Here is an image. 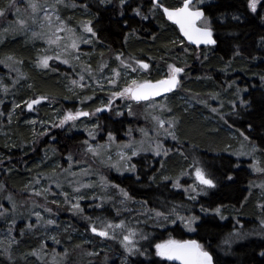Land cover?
<instances>
[{
    "label": "trees",
    "instance_id": "1",
    "mask_svg": "<svg viewBox=\"0 0 264 264\" xmlns=\"http://www.w3.org/2000/svg\"><path fill=\"white\" fill-rule=\"evenodd\" d=\"M138 4L131 3V7L126 8L125 14L120 15L121 9L118 6H99L98 3L89 4L91 6V16L95 28L98 30L99 43L105 49L113 52L131 53L139 59H147L148 56H153V60L161 59L172 49L174 38L180 37V34L175 26L169 24L163 17L160 10L153 17L142 20L140 17L132 15L133 7L142 6L144 14L151 5L150 0H138ZM166 7L180 6L179 0H163ZM218 5V8L212 10L217 16L224 14L227 16L225 27L218 28V44L210 49V54L207 59L204 55L194 54L193 56H182V59L187 62L189 77L192 74L198 76L195 81H188L186 86L197 94H201L207 88V84L212 83L217 88V93H222L224 88L229 87L232 82L233 88L237 90L247 89V92L242 93V98L252 102L251 106L245 110L239 107L238 112L232 113L225 117L227 123H224L220 117L212 119L209 114L204 115L205 110L196 106L190 109H182L176 104L175 100L171 101V107L175 112V116L180 120L177 134L179 135L183 148L182 150L189 155L188 159L181 156L176 151L175 141L170 143L167 141L166 147L171 149L167 158H155L151 155H139L138 158H133L132 162L137 165V173L141 175V181L135 180L134 174L124 176L114 175L110 173L116 184L127 190L133 197V200L144 202L146 204L135 208L130 212H126L124 219H127V214L135 213L130 217L134 225L142 228L144 232L150 234L149 241H144L143 245L147 247L149 255L137 256L130 258L133 264H173L168 261H163L159 257L154 256V244L157 240H163L169 237L177 239H186L193 237L205 244H211L212 249L217 252L223 261H235L236 264H260L261 258L258 255L261 244L264 240H249L243 246L237 245L234 248H241L240 251L231 255H225L220 252V247L224 239L230 232L235 230L234 223L239 220L244 225L255 219V197L248 196L246 186L253 179V175L249 173L244 161H240L231 155H228V146H234L236 139L231 136V132L225 131L224 127L228 124L241 137L240 133L250 136L252 141L264 147V81L260 80V75L264 74V49L259 47L260 38L264 35V23L257 19L253 14L247 11V0H212ZM146 10V11H145ZM258 11H260L258 9ZM233 15H240L243 18V23L235 26V22L231 21ZM260 15L264 17V11H260ZM237 33V35H230ZM155 37V39H153ZM181 39V37H180ZM239 47L242 49L240 56L234 54V50ZM174 51V49H172ZM13 52L20 56L25 64L33 57L32 49L21 41H6L0 45V54ZM193 51H196L193 49ZM160 52V53H159ZM200 59H197V56ZM192 58V59H191ZM57 72L50 73L48 71L28 70V83H24L21 90L22 94L18 96V101L22 103L23 98H35L37 95H46L57 102L64 103V89L62 82L58 78ZM156 73L148 75L147 79L156 80ZM200 78V79H199ZM30 85V86H29ZM232 90L228 92V97L232 96ZM173 96V95H172ZM21 106L18 108L19 114L27 113L26 108ZM44 109V102L39 109ZM184 110V111H182ZM123 113L125 112L122 111ZM21 116V114H20ZM139 118H129L127 114H123L118 118H113L111 114L99 117L98 122L101 129L99 138H103L107 131L114 133L117 138L125 130L130 122H136ZM17 122V123H16ZM16 123V124H15ZM6 137L0 135V170L7 169L0 174V185L3 188V193L0 194V205L5 204L8 196L12 197L18 204L30 202V196L26 191V184L37 171L36 166L42 162L43 151L47 148H52L55 152V158H59L60 162L64 161L65 155L73 153L74 158L81 154L79 150L83 146L84 139L81 134H77L66 127H49L47 135H34L32 138L27 137L24 133V126L19 125V120L15 121ZM253 125L251 131L248 125ZM41 133V132H40ZM35 141V144H33ZM193 145L197 147L193 148ZM196 155L204 164H212L216 170L215 174L218 178L224 176L225 173L233 175L234 181L223 180L217 195L214 197H198L196 201L188 200L187 193L183 189H175L172 187V180L180 175V171L191 169L192 155ZM163 160L164 167H160V161ZM240 167H236V164ZM46 168V166H42ZM156 176V182L150 180V176ZM163 176L171 177L172 180L165 181ZM187 182V183H185ZM191 182L189 176L181 179V183L187 187ZM212 203L215 207H221L223 215H227L226 219L221 220L218 216L212 218L205 217L204 226L197 233L186 235L183 228L177 223L172 227L153 226L152 221L148 224H136L137 221H143L146 217L139 215V212L148 208L153 210L167 211L174 205H184L179 209L181 214L201 215V204L205 207ZM24 210L23 208L21 209ZM86 215L95 218L97 215H103L111 219V211L104 207L91 208L85 211ZM71 227L78 232L81 228H86L87 221L84 219H76L68 215L65 217ZM22 224L16 225L14 236L21 241L19 246L14 248L13 259L16 264H43L38 262L34 257L28 256L24 259L25 254L32 249L41 247V242L36 239L32 233L27 232L24 237L19 236V229H22ZM81 227V228H80ZM87 229V228H86ZM73 230H68L62 242L66 245L68 259L63 264H121L124 259L122 250L116 243L100 247L97 244L98 237H95L90 230L85 235L89 236V243H83L78 239L77 235L71 234ZM68 238V241H65ZM119 246V247H118ZM94 249L99 255L85 257L79 259L77 250ZM65 262V263H64ZM0 264H9L4 253L0 251Z\"/></svg>",
    "mask_w": 264,
    "mask_h": 264
},
{
    "label": "snow or ice",
    "instance_id": "2",
    "mask_svg": "<svg viewBox=\"0 0 264 264\" xmlns=\"http://www.w3.org/2000/svg\"><path fill=\"white\" fill-rule=\"evenodd\" d=\"M113 0H98L99 6H105L112 4ZM151 8L150 12L155 13L158 10H162L164 16L167 17V20L171 21L173 24L179 26L180 32L183 34V37L187 39L190 44L196 45L199 48L201 45L207 46L209 49L214 48L218 44L217 30L218 28L225 27V21L228 19L226 15L221 14L217 16L216 13L212 10L213 8H218L219 6L214 4L212 0H183L182 4L177 7H166L164 6L162 0H150ZM21 4L24 5L23 10L21 9ZM119 7L121 9L120 14L124 15L125 10L128 7H131L129 0H119ZM83 9L86 13L91 11V6L88 3H85L84 0H79V3L76 0H8V4L5 7L0 8V20H8L9 15L11 14L14 19L8 21L9 27L5 29V32L9 30L14 33H23L26 36H29L33 41L40 40L47 47L42 48V55L37 57V60L34 62L35 66L41 70L49 71H58L59 69L53 66L50 62L57 61L59 64L67 65L72 71H77V65L74 61L81 60V51L80 45L87 44L92 45L93 42L99 43L98 30L95 28L93 21L91 19L84 21L79 25V31L77 26H73L70 21L71 17H66L62 14V9ZM247 11L253 14L257 19H260L264 23V17L260 15V11H264V0H247L246 3ZM258 9L260 11H258ZM135 16L140 17L143 20L148 19V16L144 14L141 6H136L131 9ZM231 21L235 22V26H238L240 23H243V18L240 15H233ZM63 33V35H61ZM230 35H237V33H230ZM155 39V37H153ZM259 47L264 49V35L260 38ZM184 51L187 53L188 49L184 48ZM242 49L237 47L234 50L236 56H240ZM88 55V53H84ZM207 59V55L203 57ZM115 59L119 61L118 68H111V76H104L103 79L107 81V84L111 87L107 89L109 92V99L106 104L102 103L100 107L95 108L94 112L78 110V111H67L62 115V118L59 119L58 123H53L52 127L63 128L65 125H68L72 122V126H75V122L81 117H92L97 113H103L105 111H113L114 99H123L134 102L141 101H151L152 108L155 110L159 108L161 113H172L173 109L167 103H157L155 101L156 97L165 96L169 93H176L182 87V74H185V64L184 67L177 66L176 64H169L168 69L169 73L165 78L157 79L155 81L144 79L139 80L137 78H130V73H136L140 70H149L150 64L144 62L143 59L129 56L127 59L124 58V53L119 52L115 55ZM197 59H200V56H197ZM7 61H13L14 64H22L23 60H14L13 57H8ZM7 61H0V63L7 64ZM82 71L78 72L79 80L72 79L70 83L81 89L85 87H90V85H85L83 82L85 80L84 73H87L90 79H93L100 89V91H105V84L101 82L100 78L93 75L90 65L83 64L81 65ZM105 68H109L107 62L99 66V71L103 73ZM124 71H120V69ZM11 70L18 71L15 68ZM27 77L23 76L21 73L20 76L14 83H19L20 79ZM123 78L125 80V86L118 87L119 80ZM260 80L264 81V74L260 75ZM5 93L8 92L7 87H5ZM72 89H70L71 91ZM247 92V89L240 90ZM215 98V97H214ZM85 99H91V97H86ZM49 100L50 97L46 95H40L39 97L32 98L31 100L25 101L24 105L29 111L34 110L35 105L41 104L43 101ZM84 100H81L83 103ZM2 103V102H0ZM252 102L240 98L239 107L247 110L251 106ZM232 110L234 113L239 115L238 105L235 102H232ZM19 103L15 104V108H20ZM128 114L134 115L132 112L131 104L127 105ZM213 113L220 115L221 119H224L223 114L218 113L216 108H212ZM117 116H122L124 113L116 111ZM151 115V119L155 122V127L152 131L155 132L154 136H149V130L140 129L143 139L140 141L130 140L128 143L122 145V150L117 152V159L113 162L112 156L110 153V148L108 144H97L95 146L89 144L87 140L83 141L86 145L85 152L90 154L93 157V162H99V164L108 169H115L121 175L124 173H132L135 175L136 181H141V175L137 173V165L132 162L133 157L139 156L141 153L151 152L156 157L167 158L172 151L165 146V141L169 138L176 142L180 147H176V151L179 152L181 156H184L185 159L189 158V155L185 153L182 148V142L177 134L180 120L172 115L168 118H162V115ZM30 123L35 124L36 121H30ZM46 122L41 121V124ZM227 123V120H225ZM167 125V127H165ZM100 125L97 123L93 126V130L88 132L89 137L92 140L96 139L95 129H99ZM253 125L249 124L248 129L251 131ZM132 129L128 130V135L131 136ZM40 136L47 135V131H42L39 133ZM108 142L109 144L114 143L116 137L111 131H108ZM244 141L247 142L246 145H242V149L238 152H230L231 155L236 156H250L252 160L256 163L252 164L251 167L260 173H264V167H259L261 161L257 159V153H260L264 156V147H261L255 144L250 136L245 135L243 132L240 133ZM35 144V141H33ZM197 147L193 145V148ZM231 148V145L228 146V149ZM247 150H244V149ZM68 161H73L71 154L67 157ZM192 166L188 171H181L180 175L172 180L171 177L163 176V180L168 181L172 180V187L175 189H183L187 193L188 200L196 201L198 197H214L217 195V192L220 188L222 179L227 181H234V176L225 173L224 176L218 178L215 174V169L212 164H204L196 155L191 156ZM3 163V161H0ZM75 163L79 164L81 161H76ZM237 168L240 165L237 163L235 165ZM73 167L72 163H69L68 167L63 171V180L57 176H53L51 181L55 184L57 189H61L59 193L52 190L51 185L48 187L41 188L36 190L32 185L26 186L30 189V195L42 198L45 203L39 204L36 201L32 202L33 208L42 207L44 211L53 214V210L47 207V203H52L60 206V201L52 199L49 201L48 197L51 195L55 197L56 195H63L64 200L70 206V210L74 215H80L88 223L86 228L98 238L104 240L117 241L120 246L123 248L124 252L122 256L124 259L121 261V264H133L130 261L131 257L137 256H147L149 255L147 247H151L149 244L147 247L141 243V241H149L148 233L144 232L142 228L137 227L132 223V221L127 219H120L119 222H115L113 219H109L103 215H97L95 218L92 216H85L84 209L80 205V201L85 198H91L92 200H98L99 203L95 204L94 207L104 209L105 204L112 200L110 196L103 195H89L85 192V189H94L99 186L103 190H107L109 187L117 189L121 197L119 203L122 206L121 208L116 209V215L120 216L122 212L132 211L128 204L133 201V197L130 193L121 188L117 184H110L107 177L102 173L98 172L93 167L89 166L87 168H82L79 173L71 171ZM160 167H164L163 160L160 161ZM90 175H99L98 184L94 183H85L77 177L90 176ZM184 176H189L192 179V183L187 187L181 183V179ZM156 176H150V180L155 183ZM36 184L39 181H35ZM65 183L72 188L74 195L70 193L65 188ZM187 183V182H185ZM251 187V186H250ZM262 190H264V184L257 185ZM11 200V197H9ZM75 201V202H73ZM147 201L141 202V206L146 204ZM3 206L0 205V208ZM184 205H174L167 211L163 210H150L152 212L149 215L146 212H139V215L145 216L146 218L143 221H137L136 224H148L149 220L153 222V226L168 227L169 224L177 225L179 223L186 229L189 233H197L200 228L204 226L205 217L211 216L212 218L219 217L221 220L226 219L222 213L221 207H215L211 202L208 207H205L201 204L200 211L204 215H183L180 210ZM261 208H264V204L260 205ZM16 205L13 202V211H15ZM31 215L35 216V222H32L29 219V222L26 224L25 228L19 229V236L24 237L27 232H34L40 227L47 228L48 226L57 225L56 220L51 218H45L39 211H34ZM0 220H4L7 225L6 238L7 242L0 240V251H2L9 262V264H16V261L13 259L14 248L19 246L21 243L16 236H12V232L16 231V219L11 218L10 223L8 210L0 211ZM239 223V221H237ZM258 237L261 240H264V218L260 219L259 230H253L252 232L243 231V225L240 229H236L233 232H230L228 236L224 239L223 248L225 255H231L235 252L241 250V248H234V245L243 246L247 241L252 237ZM55 243H60L55 236L52 237ZM90 242V241H89ZM155 252L154 256L161 258L163 261L168 262H178V264H236L235 261H223L221 257L217 254L216 251L212 249L211 244H205L200 242L198 239H175L169 238L161 243L154 244ZM44 252V245H41L40 249H32L25 254L24 259H27L28 256L36 257L37 260H40ZM89 255H99L98 252L89 253ZM259 257L261 258L260 264H264V244H261L260 250L258 252ZM64 257L68 256V252L63 253ZM245 264H248L245 261Z\"/></svg>",
    "mask_w": 264,
    "mask_h": 264
},
{
    "label": "rangeland",
    "instance_id": "3",
    "mask_svg": "<svg viewBox=\"0 0 264 264\" xmlns=\"http://www.w3.org/2000/svg\"><path fill=\"white\" fill-rule=\"evenodd\" d=\"M180 3L182 0H179ZM77 3H79V0H76ZM85 3L88 4H95L98 3V0H84ZM135 3L138 4V0H129V3ZM8 4V0H0V8L5 7ZM21 9L23 10L24 5L21 4ZM111 6H118L119 7V0H113L112 4L108 5ZM141 6V5H139ZM142 7V6H141ZM120 8V7H119ZM151 5H148V9H146L145 14L148 16V19L153 17L155 14L158 13H152L150 12ZM62 14L66 17H71L70 23L73 26L78 27L79 31V25H81L82 22L87 21L89 19L92 20L91 12H85L83 9L77 8L75 10L69 8V9H62ZM121 15V14H120ZM134 15V13H132ZM14 17L10 14L8 17V20H0V45H2L6 41H21L22 44L28 45L32 51H33V57L30 59L29 62L25 64L23 61L22 64H14L13 61H7L8 57H13L14 60H23L20 56L14 54L11 52L1 53L0 54V61H7V64L0 63V135L3 137H6V133H9V128L15 123V121L19 120V125L24 126V133H27V137L32 138L34 135L39 134L42 131H46L49 127H52L53 123H58L59 119L62 118V115L67 111H78V110H84L89 112H94L95 108L100 107L102 103L106 104L109 99V92L107 91L108 88L111 86L107 84V81L103 79L104 76H111L112 72L110 71L111 68H118L119 61L115 59V55L119 52L111 51L108 48L105 49L103 45H98L100 43L93 42L92 45L87 44H81L80 45V51H81V60L80 61H74V63L77 65V71H72L67 65L59 64L57 61L50 62L53 66L58 68V71L56 74L59 75L60 82H62V87L64 89L65 97L64 103L63 102H57L54 99L50 98L49 100L43 101L44 102V109H39L40 105H37L34 107V110L29 111L27 107L24 105L25 101L31 100V97L23 98L22 103L18 101V96L24 92H22L21 88L24 85L25 82L28 83V70L34 69L35 71H48L50 73H53L54 71L49 70H41L38 67L35 66L34 62L37 60V57L39 55H42L41 49L47 47V45L43 44L40 40L33 41L30 39L29 36L24 35L23 33H14L13 31L9 30L8 32H5V29L9 27L8 21L13 20ZM143 20V19H142ZM147 20V19H146ZM144 20V21H146ZM63 35V33H61ZM174 45L172 46V49H169L168 53L165 54L161 59H158L156 61L153 60V56L146 57L147 59H143L144 62L150 64L149 70H140L136 73H130V78H137L139 80H144L148 78V75L151 73H156L158 76L157 79L165 78V76L169 73L168 65L169 64H176L177 66L184 67L187 62H185L184 59H182V56H193L194 54L199 55H207L210 54V49L208 47L206 48H198L194 49L196 51L190 50L185 41L180 39V37L176 36L174 38ZM184 48L188 49V52L186 53L184 51ZM84 53H88V55H84ZM129 56L136 57V55H131V53H124V58L127 59ZM192 59V58H191ZM107 62L109 65V68H105L103 73L99 71V66L103 63ZM87 64L90 65L91 71L94 76L100 78L101 82L105 84V91H100V89L97 87L95 81L93 79H90L87 73H84L85 85H90V87H85L83 89L79 87L73 86L70 81L72 79L79 80L78 72L82 71L81 65ZM12 68L17 69L18 71L11 70ZM187 69L185 71V74L182 76V87L179 89L176 93H172L170 95L164 96L160 99H155L157 103H167L171 107V101L174 99L176 104L179 105V107L182 109H190L193 107H200L201 109L205 110L204 115L209 114L212 119H216V117H220L219 114L213 113L211 111L212 108H216L218 110V113L223 114L224 120H222L225 123V117L232 114V102H235L236 104H239L240 98H242L243 91L237 90L236 88H233L232 82L229 83V87L224 88L222 93H217V88L214 86V84L209 83L207 84V88L204 90L203 93L197 94L195 91H193L189 86H186L188 81H195L198 79V76H194L192 78V74L189 77L188 73V66L185 67ZM120 71H124V69H120ZM23 74V76L27 77V79L21 78L19 83H14L17 78L20 76V74ZM190 78V79H189ZM156 79V80H157ZM150 80V79H149ZM155 81V80H153ZM30 86V85H29ZM125 86V80L121 78L119 80L118 87ZM5 87H7L8 92L5 93ZM70 89H72L70 91ZM232 90V96L228 97V92ZM173 95V96H172ZM39 97V95H37ZM86 97H91V99H85ZM215 97V98H214ZM81 100H84L83 103H81ZM19 103L21 106H23L27 113H20L18 112V108H15V104ZM131 104L132 106V112L134 115L128 114V108L127 105ZM113 111L108 112L105 111L103 113H97L96 115L92 117H81L79 120L75 122V126H72V122H70L68 125H65L69 130H72L73 132L77 134H81L82 138L87 140L89 144L95 146L97 144H108V147L110 148V155L113 158V162L117 159V152L122 150V145L128 143L130 140L140 141L143 139L142 134L140 132V129H147L149 130V136H154L155 132L152 131V129L155 127V122L151 119V115H162V118H168L172 115H175V112L172 113H161L159 108L153 109L152 108V102L146 101V102H134V101H128L123 99H114V103L112 105ZM125 114L128 115L129 118H139L136 122H130L123 131V133L120 135V138H117V136L113 133V135L116 137L115 142L109 144L108 142V131L104 134L103 138H99V135L101 134V129H95L96 132V139L92 140L88 132L90 130H93V126L95 124H99L98 118L105 116L107 114H111L113 118H118L115 113L116 111H124ZM184 111V110H182ZM216 116V117H215ZM30 121H36L35 124L30 123ZM41 121L46 122L45 124H41ZM17 123V122H16ZM15 123V124H16ZM14 124V125H15ZM167 127V125H165ZM132 129L131 136L128 135V130ZM225 131L231 132V136L236 139V144L234 146H231L226 153L228 155H231L230 152H238L242 149V145H246L247 142L244 141L243 137H238L235 135L236 133L234 130L227 124L226 127H224ZM169 141L170 143H173L174 141L170 138L165 141V145ZM176 143V142H175ZM86 145L83 144L82 148L79 150V153L81 154L80 159L79 157L74 158L73 153H68L64 157V161L60 162L59 158H55V152L52 148H47L43 151V158L42 162L36 166L37 171L35 172L33 177L28 180V185H32L36 190H39L44 187H48L51 185L52 190L59 193L62 191L61 189H57L55 187V184L52 183L51 178L55 175L59 177L61 180H63V171L65 168L68 167L69 163L73 164V167L71 171L79 173L82 168H87L89 166L96 169L98 172L105 175L109 181L110 184H116L113 178L110 177V173L112 172L114 175L118 176H124L132 173H124L121 175L119 172H117L115 169H108L102 167L99 162H93V157H91L90 154L85 152ZM244 150H247L246 148ZM69 154L72 155L73 161H68L67 157ZM140 155H151L155 158H158L154 156L151 152L148 153H141ZM234 158L244 161L246 167L249 170V173L253 175V179L249 181L248 185L246 186V189L248 191V196H254L255 197V209H256V217L253 219L252 222L244 225L239 220H236L234 223V228L240 229L241 225H243V231L246 232H252L253 230H259L260 226V219L264 218V208H261L260 205L264 204V190H262L260 187H257V185L264 184V173H260L255 171L251 165L256 163V161L252 160L250 156H236L231 155ZM138 158V156H136ZM133 157V158H136ZM257 159L261 161L259 164V167H264V156H262L260 153H257ZM76 161H81V163L77 164ZM42 166H46V168H43ZM0 170V174L5 171ZM183 171V170H182ZM188 171V170H186ZM181 173V171H180ZM187 176H184L183 178H186ZM78 179H81L85 183H94L98 184L99 182V175H90V176H82L77 177ZM191 179V178H190ZM39 181L38 184L35 183V181ZM192 179L190 184L192 183ZM189 184V185H190ZM118 185V184H117ZM251 186V187H250ZM63 190H66L70 193V195H74L72 188L68 186L67 183H65V188ZM85 192L89 193V195H103V196H110L112 197V200L110 202H107L105 204V207L108 208L111 211V219H113L115 222H119L122 217H125L126 212H122L120 216L116 215V209L121 208L119 201L121 199L119 192L117 189L109 187L106 191L101 189V187L97 186L94 189H85ZM3 193V188L0 185V194ZM25 193L30 196V202H23L18 204L15 202V200L11 197V200L9 199V196L4 199L5 204L2 208H0V211H4L5 209L8 210L9 215V221L10 223L11 218L16 219V225L18 223H21L23 228H25L26 224L29 222V219L32 222H35V216L31 215L34 211H39L42 216H44L46 219L51 218L56 220L57 225L48 226L47 228L40 227L34 232L29 231V233H32V235L38 239L41 242V245H44V252L40 260H37L36 257H34L38 262H41L43 264H63V261L69 260L68 257H64L63 253L66 250L65 243L62 242V239L66 235L68 230L71 231L73 235H77L78 239H80L83 243H89V236L85 235V232L88 233L86 228H81L80 232L73 229L68 223L67 217L68 215H71L75 217L76 219L80 220L83 219L80 215H74L73 212L70 210L69 204H67L64 200L63 195H56L55 197L49 196L48 199L51 201L52 199H56L60 201V206L57 207V205L52 203H47V207L51 208L53 210V214L50 215L49 213L44 211V208L42 207H36L33 208L32 202L36 201L39 204H44L45 201L36 196L30 195V189L26 188ZM13 202L16 205L15 211H13ZM75 202V201H73ZM99 203L98 200L94 201L91 198H85L84 200L80 201L81 207L84 209V213L86 210L91 209L94 207L95 204ZM141 206V203L139 201L133 200L132 202H129L128 207L131 210H134L135 208ZM24 209L23 211L21 209ZM96 208V207H94ZM150 210L153 209H144L143 212L148 213L149 215L152 214ZM137 212H133L131 214H127V219H130L131 216H133ZM85 216H88L84 214ZM187 215V214H183ZM227 217V215H224ZM224 220V219H223ZM239 221V223H237ZM153 224V222L151 223ZM179 224V223H178ZM180 225V224H179ZM168 226L172 227L171 224ZM182 228L183 226L180 225ZM184 232L186 235H191L192 233H189L186 229H184ZM7 233V225L4 220H0V240H4L5 243L7 242L6 238ZM14 236V233L11 234ZM55 236L57 240L60 241V243H55L52 239V237ZM170 238V237H169ZM169 238H165L163 240H157L155 243H161ZM175 238V237H171ZM177 239V238H175ZM250 240H261L258 237H252ZM68 241V238L65 240ZM144 241H141L143 244ZM248 242V241H247ZM112 243H116L120 246V244L117 241H111V240H104L102 238H99V241L97 242L98 245H100L101 248L103 246H107ZM118 246V247H119ZM154 246V245H153ZM237 246V245H234ZM223 242L221 244L220 252L224 253ZM122 252H124L123 248L119 247ZM40 249V248H38ZM37 249V250H38ZM155 249V248H153ZM2 252V251H1ZM97 252L94 249H87V250H77L79 259L85 258V257H92L93 255H89V253ZM3 253V252H2ZM135 258V257H131ZM64 262V263H65Z\"/></svg>",
    "mask_w": 264,
    "mask_h": 264
},
{
    "label": "water",
    "instance_id": "4",
    "mask_svg": "<svg viewBox=\"0 0 264 264\" xmlns=\"http://www.w3.org/2000/svg\"><path fill=\"white\" fill-rule=\"evenodd\" d=\"M160 11L162 12V10H160ZM162 14H163V13H162ZM163 17H164V19H165L169 24H171V25H173V26L176 27V29L178 30V32H179L181 38L184 39V41H185L189 46L194 47V48H197L196 45L190 44V43L187 41V39H186L185 37H183V34L180 32V30H179V26H178V25H175V24H173L171 21L167 20V17H166V16L163 15ZM206 47H207V46L201 45L199 48H206ZM170 94H171V93L166 94L165 96L170 95ZM162 97H164V96H162ZM157 98H159V97H156L155 99H157ZM141 102H143V101H141ZM36 106H37V105H35L34 107H36ZM186 239H194V238H193V237H189V238H186ZM170 263L178 264V262H170Z\"/></svg>",
    "mask_w": 264,
    "mask_h": 264
},
{
    "label": "flooded vegetation",
    "instance_id": "5",
    "mask_svg": "<svg viewBox=\"0 0 264 264\" xmlns=\"http://www.w3.org/2000/svg\"><path fill=\"white\" fill-rule=\"evenodd\" d=\"M163 1V0H162ZM182 2H183V0L181 1V3H180V5L182 4ZM183 41H184V39H182ZM186 43V42H185ZM186 45H187V47L189 46L187 43H186ZM190 50H192V49H198V48H194V47H191V46H189L188 47ZM187 69H185V71H186ZM189 73V72H188ZM184 74H182V76H183Z\"/></svg>",
    "mask_w": 264,
    "mask_h": 264
},
{
    "label": "bare ground",
    "instance_id": "6",
    "mask_svg": "<svg viewBox=\"0 0 264 264\" xmlns=\"http://www.w3.org/2000/svg\"><path fill=\"white\" fill-rule=\"evenodd\" d=\"M160 53V52H159ZM190 79V78H189ZM200 79V78H199ZM160 98H162V96L161 97H159V98H157V99H160ZM143 102H146V101H143Z\"/></svg>",
    "mask_w": 264,
    "mask_h": 264
}]
</instances>
